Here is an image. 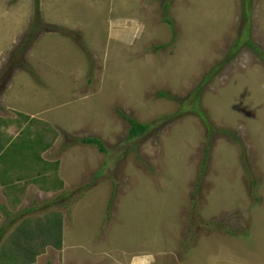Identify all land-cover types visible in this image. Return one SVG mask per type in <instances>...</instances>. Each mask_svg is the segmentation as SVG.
Listing matches in <instances>:
<instances>
[{
  "label": "rangeland",
  "instance_id": "374dc122",
  "mask_svg": "<svg viewBox=\"0 0 264 264\" xmlns=\"http://www.w3.org/2000/svg\"><path fill=\"white\" fill-rule=\"evenodd\" d=\"M1 64L0 264H264V0H0Z\"/></svg>",
  "mask_w": 264,
  "mask_h": 264
},
{
  "label": "crops",
  "instance_id": "0c3cea01",
  "mask_svg": "<svg viewBox=\"0 0 264 264\" xmlns=\"http://www.w3.org/2000/svg\"><path fill=\"white\" fill-rule=\"evenodd\" d=\"M13 79V78H12ZM10 87L3 86L1 87L2 90H0V157L1 154L6 150V145L15 137L20 134L21 131L26 129L28 122H30V114L26 110V106H21L15 103V101L11 100V94L12 92L9 90L12 87V83H8ZM30 110V109H29ZM5 142V143H4ZM46 149H44L45 152ZM45 157V154H43ZM61 157L57 158L56 162H54V168L56 166L57 168V161H61ZM42 156L39 155V161L42 160ZM49 168H48V161L45 158V163L43 165H39V162L37 166L33 170L39 171V173L35 174L36 176H40V178H44V181H40L37 183V185L34 182V179L31 180V177H26L24 180H22L24 177H21L20 179H15L14 182V190L15 194L13 197L9 199L8 204H14L16 206H20L24 203H28L30 201L31 196V189L35 187V190L38 191L39 194L42 193L43 196L46 195V188L43 186L45 180L48 178V171L51 167V161H49ZM41 166H44L45 169L42 170ZM1 168V165H0ZM52 170V169H51ZM56 169H54L55 171ZM57 177L62 178L60 174V170L57 173ZM34 177V178H35ZM42 184V185H39ZM5 184H0V202L6 203L7 197H10V191L5 190ZM56 186V185H55ZM62 185L58 184L57 188L60 190ZM57 189V190H58ZM4 190L6 192H4ZM2 203V204H3ZM7 205V203H6ZM14 210V209H13ZM0 211H1V205H0ZM15 211V210H14ZM3 215L0 213V220L2 219ZM65 232L62 233L63 236H65ZM62 236V237H63ZM62 243L65 244V239L62 238ZM3 254L4 252L0 250V259L3 260ZM5 261V260H4ZM31 262V261H30Z\"/></svg>",
  "mask_w": 264,
  "mask_h": 264
},
{
  "label": "trees",
  "instance_id": "16d2710c",
  "mask_svg": "<svg viewBox=\"0 0 264 264\" xmlns=\"http://www.w3.org/2000/svg\"><path fill=\"white\" fill-rule=\"evenodd\" d=\"M165 19H166V22L170 26L173 27V25H171L172 24L171 20L169 18H165ZM254 48L259 52V50H258L257 47H254ZM158 94H160L161 96H167V94L164 93V92H159ZM122 115L125 118H127L128 122L130 124L129 130H128V138H133V137L139 136L140 134L144 133L146 131V129L149 127V124L148 123L142 124V123L136 121L133 118L126 117L124 114H122ZM201 118L204 119V115L203 114H201ZM79 141L82 142V143H85V144H96L97 147L101 151H105V148H104L103 143L98 138H96V137L87 136V137L80 138ZM48 223H49V225H51V227L53 226L52 224H50V222H48ZM52 234H55V236H56V243L55 244L59 247L60 246L61 237L60 238H58V237L61 236V231H59V234L57 235V233H56V227H55V230H53L50 233V235H52ZM35 254H37V252L32 253V256H34Z\"/></svg>",
  "mask_w": 264,
  "mask_h": 264
},
{
  "label": "clouds",
  "instance_id": "9594fccd",
  "mask_svg": "<svg viewBox=\"0 0 264 264\" xmlns=\"http://www.w3.org/2000/svg\"><path fill=\"white\" fill-rule=\"evenodd\" d=\"M3 58H6V61H7V58H9L8 54H4ZM10 58H11V56H10ZM14 67H16L15 70L20 69V65H19V64H14ZM1 68H2V64L0 65V69H1ZM11 70H12V69H11ZM15 72H16V71H15ZM12 76H13V75H12ZM2 79H3V78H2ZM2 79H0V90H1V84H3V85L6 84L5 86L10 87L8 83H12L13 80H14V79H12L11 77H6V78H4L3 80H2ZM54 225H55V224H54ZM59 225H61V223H60ZM60 231H61V236H62V233L65 232V229H60ZM65 233H66V232H65ZM61 241H62V237H61ZM24 263L27 264L28 262L26 261V262H24Z\"/></svg>",
  "mask_w": 264,
  "mask_h": 264
}]
</instances>
